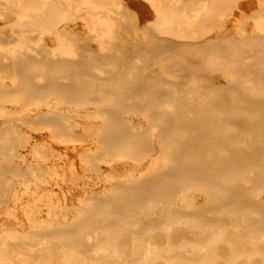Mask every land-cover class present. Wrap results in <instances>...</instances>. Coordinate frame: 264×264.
Segmentation results:
<instances>
[{"label":"bare ground","instance_id":"obj_1","mask_svg":"<svg viewBox=\"0 0 264 264\" xmlns=\"http://www.w3.org/2000/svg\"><path fill=\"white\" fill-rule=\"evenodd\" d=\"M58 1L0 0L5 11V18L0 20V151H6L13 144L15 151L5 161L19 168V173L11 178L5 197L0 199V264H11L1 260L18 253L19 250L11 252L9 246L25 244L40 245L29 254L26 264H41L44 260L52 263L54 254L49 247L52 243L39 240L47 238L46 242H51L48 238L53 236L69 242L63 245L66 248L52 246L64 259H74L64 260L62 264H97L89 260H102L105 264H162L151 262L154 258L167 260L164 264H264V0H246L241 5L240 11L251 17L250 22L241 18V26L236 21L237 9L230 7L231 0H222L223 19L214 25L215 32L224 34L221 49L216 46L217 41L211 39L210 43L224 56L238 55V62L242 64L235 75L224 77L227 90L214 102H228L221 109L230 116L215 120L206 112V121L199 127L201 138L182 145L194 151L205 147L209 164L226 159L225 167L211 174L198 167L194 159H188L185 164L188 176L204 181L207 177L206 183L211 186L216 177L229 178L219 183L222 194L217 196L220 204L216 214L169 213L158 221H137L130 229L123 226L126 217L123 212L116 214L119 217L116 220L91 221L92 217L102 215L91 210V201L110 196L117 187H132L138 181L157 179L169 162V146L159 131L150 129L151 115L145 110L125 109L122 122L117 124L109 117L102 101L45 93L42 84L31 89L21 86L33 62L47 54L40 45L41 39L62 26L75 25L72 0H63L67 3L66 9L58 8ZM166 1H142L153 9L146 11V20L160 33L167 29L169 22L164 8ZM100 22L110 23L108 19ZM196 22L192 18L188 25ZM198 24L204 31V21ZM229 26L234 39L227 35ZM82 27L85 31L91 29ZM179 30L183 31L177 27ZM239 38L241 43L237 44L235 41ZM31 44L39 46L32 54ZM252 57L257 59L250 62ZM222 64L229 65V60L224 58L217 66L221 68ZM14 85L17 90L10 88ZM126 86L134 91L130 84ZM211 96L217 98L218 93ZM11 113L16 115L14 119L18 123L6 121L5 117ZM59 125L63 128L59 129ZM116 128L118 135L150 129L146 152L141 156L125 152L106 155L108 136ZM21 132L25 136L20 137ZM143 196L150 193L144 191ZM195 207L201 208L199 204ZM171 222L177 228V234L172 235L173 244L159 245L162 232L157 231L150 237L149 227L162 224L168 232ZM92 242L107 247L95 254L70 247L76 243L90 247ZM44 245L48 247L47 252L41 251ZM82 253L83 258L79 255ZM13 264L19 263L15 259Z\"/></svg>","mask_w":264,"mask_h":264},{"label":"rangeland","instance_id":"obj_2","mask_svg":"<svg viewBox=\"0 0 264 264\" xmlns=\"http://www.w3.org/2000/svg\"><path fill=\"white\" fill-rule=\"evenodd\" d=\"M142 1L88 0L87 3H82L80 0H72L74 27L62 26L58 31H52L41 39L40 45L47 50V54L33 62L34 65L20 82L25 89L42 84L45 93L58 92L68 99L89 98L102 101L109 117L117 124L122 122L125 109L138 108L150 113V129L159 131L168 143V164L161 170L157 179L138 181L132 187H117L110 196L91 201L93 205L91 210L102 213L92 217L91 221L116 220L119 219L116 214L123 212L126 214L123 226L127 229L134 227L137 221L147 219L158 221L169 213L216 214L220 204L217 196L222 194L219 183L226 182L229 178L216 177L215 184L211 186L210 183H206L207 177L204 181L192 175L188 176L185 164L188 159H194L198 167L205 168V171L207 169L211 174L224 168L226 159H218L209 164L208 151L205 147L201 146L194 151L182 148V145L201 138L199 127L201 122L206 121V112L215 120L230 116L221 109L223 106L227 107L228 102L224 104L214 102L219 101L227 90L224 87V77L235 75L237 69L242 66L238 62L240 59L238 55L232 53L224 56L215 49L213 42L210 43L211 39L217 41L219 45L216 46L219 48L223 42L224 34L221 31L215 32L214 26L216 21L222 22L223 19L222 0L214 2L167 0L164 8L169 22L167 29L161 33L146 20V11L149 13L153 9ZM245 1L230 2L231 8L239 10H235L238 26H241L242 19L251 21L250 14L240 11ZM57 4L60 9L67 8V3L63 0H59ZM4 18L5 11L0 6V20ZM192 18L198 22L188 25ZM107 19L110 23L100 22ZM200 21L205 23L204 31L200 29L198 24ZM77 23L90 26L91 29L85 31ZM177 27L183 31H177ZM228 30L229 36L232 34V26H229ZM235 42L240 44L241 39ZM251 42L253 45L256 44ZM30 47L31 54L39 49V46L34 44ZM224 58L229 60V65L222 64L221 68L218 67L217 64L222 63ZM256 59L252 57L250 62ZM193 62L197 65L192 66ZM65 64L73 67H64ZM67 69H71L72 73ZM148 70L151 72L147 73ZM70 74L76 76H69ZM262 74L264 75V72ZM127 84H130L134 91L128 89ZM10 88L17 90L18 87L14 85ZM214 92L218 93L217 98L211 96ZM165 95L181 97L166 98ZM14 97L10 95V98ZM15 117L16 115L11 113L5 119L16 124L19 121L14 119ZM59 126V129L63 128L62 125ZM150 129L147 128L137 134L126 132L125 135H118L116 128L111 136H108L105 154L110 156L116 152H125L132 156L143 155L151 137ZM19 136H25V133L21 132ZM13 151H15L13 144L9 145L6 151H0V199L5 197L13 175L19 173V168L14 163L6 164L5 161ZM90 170L96 171V168L90 167ZM144 191L149 192L150 196H143ZM195 196L199 197L198 200L194 199ZM196 204L201 208L195 207ZM175 205L193 207L179 208ZM170 225L172 228L168 232L163 230L165 225L162 224L149 227L150 237H154L157 231H160L163 235L159 245L168 242L173 244L172 235L177 234V228L173 227L172 222ZM58 238V236L48 238L51 242H46L47 238L39 240L44 244L52 243L49 247L54 255L50 264H62L64 260L73 261V258L64 259L60 251L52 247L69 245L64 238L60 237L59 241ZM36 246L40 245L9 246L11 252L19 250L18 253L6 255L1 261L13 264L16 259L19 264H26L29 254L35 252ZM70 247L95 254L101 252L107 245L93 243L88 247L76 243ZM47 249L48 247L44 245L41 251L47 252ZM159 250L162 251V248ZM79 255L83 258L84 254ZM90 261L105 264L102 260L88 262ZM166 261L162 258L151 259V262L162 264ZM41 264L49 263L44 260Z\"/></svg>","mask_w":264,"mask_h":264}]
</instances>
